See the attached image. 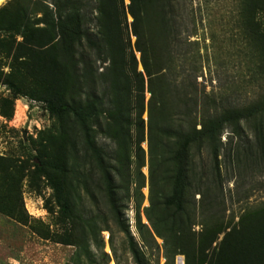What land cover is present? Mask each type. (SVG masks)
I'll return each instance as SVG.
<instances>
[{
	"label": "trees",
	"instance_id": "1",
	"mask_svg": "<svg viewBox=\"0 0 264 264\" xmlns=\"http://www.w3.org/2000/svg\"><path fill=\"white\" fill-rule=\"evenodd\" d=\"M127 1L9 0L0 7V83L9 89L0 115L10 119L14 101L26 96L44 103L56 124L33 139L32 163L0 155V212L29 224L21 181L26 177L38 187L42 178L64 225L55 241L74 247L72 264H109L104 230L115 264H121L113 227L132 262L146 264L125 219L130 199L137 204L142 242L157 246L161 239L170 264L178 254L184 264H264V205L225 221L218 159L224 131L240 135L246 124L253 139L242 145L245 159L264 162V94L241 106L202 99L193 68L184 70L180 2ZM238 1L239 24L264 80V28L257 20L264 0ZM145 165L149 204L142 223ZM97 196L104 212L86 209L83 199ZM34 230L49 236L47 226Z\"/></svg>",
	"mask_w": 264,
	"mask_h": 264
},
{
	"label": "rangeland",
	"instance_id": "2",
	"mask_svg": "<svg viewBox=\"0 0 264 264\" xmlns=\"http://www.w3.org/2000/svg\"><path fill=\"white\" fill-rule=\"evenodd\" d=\"M8 1H2L0 7ZM178 1L184 23L180 52L184 54V70L193 73V68L196 74L199 96L202 99L213 98L219 104L230 106L247 105L259 99L264 94V80L257 73V57L247 44L239 24V1ZM257 20L264 28V13H258ZM127 21H131L130 16H127ZM130 38L133 42L134 37ZM135 55L139 57L138 53ZM138 69L141 70L140 65ZM3 70L7 71L8 67L3 66ZM8 94L7 86L0 83V99ZM148 96L145 92V100ZM142 117L146 121V113ZM245 125L240 135H234L226 129L221 136L222 145L218 159L223 177L221 192L225 221L232 218L236 222L245 209L264 205V162L256 156L255 161L253 157L245 159L246 152L242 145L252 143L253 139L251 129ZM55 127L54 119L45 109L44 103L19 96L14 101L12 117L6 119L0 115V155L13 156L19 160L27 159L32 163L30 156L36 154L33 139L38 138L40 131H54ZM141 147L146 153V140L141 143ZM202 162L206 167L209 164V156L205 150L202 152ZM141 171L144 174V185L141 188L140 219L142 223H147L143 213V208L149 204L147 165ZM37 182L38 187H34L35 184L31 186L26 177L21 181L24 207L31 220L29 224L18 223L0 212V264H72L74 247L55 241L56 233L61 232L64 225L56 220L58 206L52 198L51 186L42 178L37 179L35 183ZM133 186L132 184L131 191ZM215 194L216 191L212 190L211 195ZM49 198L51 201L46 204V199ZM192 200L196 205L199 204V195L196 194ZM83 202L87 210L99 208L101 212L105 211L99 196L95 200L85 198ZM124 213L134 242L144 252L146 264H170V260L166 262L163 255L161 239L156 238L157 246L149 240L148 245L142 242L136 226L137 204L134 199H130ZM40 224L48 227V237L34 230ZM200 228V225H195L193 230L198 232ZM113 229V242L118 250L120 263L134 264L129 255L124 253L122 233L114 227ZM101 236L104 251L110 255L109 264H115L108 242L109 232L104 230ZM177 256L183 257L178 254L175 259ZM175 259L171 264H175Z\"/></svg>",
	"mask_w": 264,
	"mask_h": 264
},
{
	"label": "built area",
	"instance_id": "3",
	"mask_svg": "<svg viewBox=\"0 0 264 264\" xmlns=\"http://www.w3.org/2000/svg\"><path fill=\"white\" fill-rule=\"evenodd\" d=\"M175 264H184V259L181 256H177L175 259Z\"/></svg>",
	"mask_w": 264,
	"mask_h": 264
},
{
	"label": "bare ground",
	"instance_id": "4",
	"mask_svg": "<svg viewBox=\"0 0 264 264\" xmlns=\"http://www.w3.org/2000/svg\"><path fill=\"white\" fill-rule=\"evenodd\" d=\"M2 1H4V0H0V3H1Z\"/></svg>",
	"mask_w": 264,
	"mask_h": 264
}]
</instances>
